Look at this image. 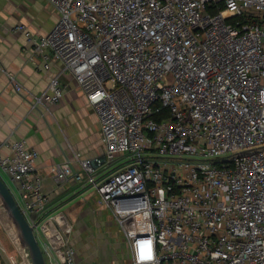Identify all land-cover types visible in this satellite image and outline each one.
Segmentation results:
<instances>
[{"label": "built area", "instance_id": "1", "mask_svg": "<svg viewBox=\"0 0 264 264\" xmlns=\"http://www.w3.org/2000/svg\"><path fill=\"white\" fill-rule=\"evenodd\" d=\"M45 1L47 34L10 28L45 72L60 66L32 107L59 102L71 77L104 146L55 165V182L95 190L131 264H264V0ZM37 158L25 139L0 143L45 263L77 264L72 225L31 178Z\"/></svg>", "mask_w": 264, "mask_h": 264}, {"label": "crops", "instance_id": "2", "mask_svg": "<svg viewBox=\"0 0 264 264\" xmlns=\"http://www.w3.org/2000/svg\"><path fill=\"white\" fill-rule=\"evenodd\" d=\"M57 18L45 0H0V143L25 139L38 152L31 178L41 179L42 190L49 199V214H62L72 225L70 242L76 248L77 264H100V250H106L110 264H131L123 236L119 229L113 231L110 217L108 221L105 218L104 227H98L100 212L95 195L91 194L93 189L81 187L72 178L58 184L50 172L55 165L73 159L75 153L90 160L104 154L97 116L71 77H60L64 93L59 102L32 107L34 97L47 89L49 77L57 74L60 66L53 62L45 72L40 56L25 37L10 28L24 24L35 37H41L52 29ZM46 54L51 56L50 52ZM15 83L21 92L14 89ZM3 151L8 152L6 148ZM74 168L79 169L77 164ZM110 171L112 167L107 165L95 170L99 178ZM0 177L14 196L18 185L1 171ZM69 203L72 204L63 210ZM23 252L20 244L7 245L6 249L0 246V259L5 264H32L28 253L27 259L20 261Z\"/></svg>", "mask_w": 264, "mask_h": 264}, {"label": "water", "instance_id": "3", "mask_svg": "<svg viewBox=\"0 0 264 264\" xmlns=\"http://www.w3.org/2000/svg\"><path fill=\"white\" fill-rule=\"evenodd\" d=\"M0 206L6 213L7 221L14 224L19 230L23 242L27 248L32 264H46L42 251L36 241L33 228L29 226L21 213L20 207L7 187L4 180L0 177Z\"/></svg>", "mask_w": 264, "mask_h": 264}, {"label": "rangeland", "instance_id": "4", "mask_svg": "<svg viewBox=\"0 0 264 264\" xmlns=\"http://www.w3.org/2000/svg\"><path fill=\"white\" fill-rule=\"evenodd\" d=\"M93 193H94L95 198H96V202H95L96 209H98V211L100 212V216H97V218H98L97 223H98V225H100L98 227H100V228L104 227V224H105L104 222H106V220L109 216L111 221H112L113 231L115 229H118V226H117L116 222L114 221V218L112 217V215L110 214L108 209L103 206L104 204L100 201L98 195L95 193V190H91V194H93ZM14 196L18 201H21V195H20L19 191L16 190L14 193ZM71 204L72 203L67 204V207L63 208V210H66V208H68ZM105 218H106V220H105ZM72 236H73V232H72ZM18 244L22 245V250L24 251L23 252L24 257H23V254L19 255L20 261L22 259H24V261H25V259H27V256L25 255V253H28V252H27L26 246L23 245V238H22L19 230L17 229V227L14 224L7 221L6 213L2 210V208L0 206V246L6 249L7 245L11 246V247L12 246L17 247ZM75 250H76V248H75ZM97 259H98V262L100 264H110V262H108V260H107L106 250H100V253L97 256ZM0 262H1L0 264H5L4 261H2L1 259H0Z\"/></svg>", "mask_w": 264, "mask_h": 264}]
</instances>
